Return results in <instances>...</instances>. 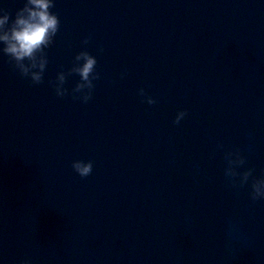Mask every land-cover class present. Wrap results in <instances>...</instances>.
<instances>
[{
    "label": "water",
    "instance_id": "95a60500",
    "mask_svg": "<svg viewBox=\"0 0 264 264\" xmlns=\"http://www.w3.org/2000/svg\"><path fill=\"white\" fill-rule=\"evenodd\" d=\"M54 3L42 84L0 51V264H264V200L224 175L240 149L264 177V0ZM83 50L87 104L50 83Z\"/></svg>",
    "mask_w": 264,
    "mask_h": 264
},
{
    "label": "clouds",
    "instance_id": "9594fccd",
    "mask_svg": "<svg viewBox=\"0 0 264 264\" xmlns=\"http://www.w3.org/2000/svg\"><path fill=\"white\" fill-rule=\"evenodd\" d=\"M55 7L54 0H26L24 7L16 12L15 19H11V13L5 9H0V49L9 57V63L18 70L22 77L30 78L33 85L44 82V73L47 69L48 54L45 49L50 48L54 43V38L60 30V19L57 14L52 13ZM92 37L89 35L83 40V44L90 43ZM100 51H103L101 48ZM83 62V63H81ZM97 59L87 50L80 51L74 58L73 67L67 72L61 71L57 74L55 81H50L54 86L58 97L72 95L74 100H80L87 104L93 98L96 85L94 81L100 79V74L96 71ZM73 74L80 76V81L75 87L69 90L65 87L67 78ZM122 73V77H123ZM140 96L146 97L149 105L157 103L156 99L147 95L145 89H139ZM188 115L187 111H180L174 123L179 124ZM223 147V145H219ZM227 167L224 171L225 177L232 188L244 187L252 178L250 198L253 202L264 200V177L254 178V169L239 171L246 162V157L240 149L231 150L225 153ZM94 162L89 160H76L72 162V168L81 177L87 178L93 172ZM21 264H31L30 259H26Z\"/></svg>",
    "mask_w": 264,
    "mask_h": 264
}]
</instances>
